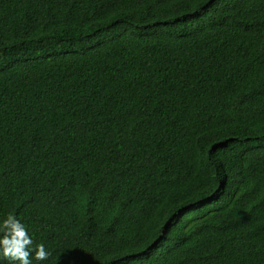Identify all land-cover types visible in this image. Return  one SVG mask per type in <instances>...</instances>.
Masks as SVG:
<instances>
[{
    "label": "trees",
    "instance_id": "1",
    "mask_svg": "<svg viewBox=\"0 0 264 264\" xmlns=\"http://www.w3.org/2000/svg\"><path fill=\"white\" fill-rule=\"evenodd\" d=\"M9 214L32 264H264V0H0Z\"/></svg>",
    "mask_w": 264,
    "mask_h": 264
},
{
    "label": "clouds",
    "instance_id": "2",
    "mask_svg": "<svg viewBox=\"0 0 264 264\" xmlns=\"http://www.w3.org/2000/svg\"><path fill=\"white\" fill-rule=\"evenodd\" d=\"M34 241L30 237L25 225L14 215L9 214L0 223V258L18 264H32V257L36 261H44L51 255L43 244L33 248Z\"/></svg>",
    "mask_w": 264,
    "mask_h": 264
}]
</instances>
